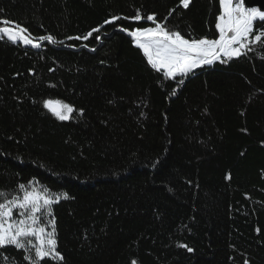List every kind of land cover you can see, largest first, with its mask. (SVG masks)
Here are the masks:
<instances>
[{
    "label": "trees",
    "instance_id": "trees-1",
    "mask_svg": "<svg viewBox=\"0 0 264 264\" xmlns=\"http://www.w3.org/2000/svg\"><path fill=\"white\" fill-rule=\"evenodd\" d=\"M221 14L219 0H0V19L55 39H0V191L68 195L51 205L64 260L42 264H264V44L173 80L126 34L154 15L216 39ZM23 255L0 249V264Z\"/></svg>",
    "mask_w": 264,
    "mask_h": 264
},
{
    "label": "snow or ice",
    "instance_id": "snow-or-ice-1",
    "mask_svg": "<svg viewBox=\"0 0 264 264\" xmlns=\"http://www.w3.org/2000/svg\"><path fill=\"white\" fill-rule=\"evenodd\" d=\"M190 2L191 0H180L184 8ZM219 3L222 14L218 16L215 25L219 32L216 39L185 38L180 31L169 29L166 22H156L154 15L146 17L148 21L154 22V27L121 30L128 31L133 37L135 46L142 50L147 64L153 70L162 73L166 79L175 80L178 76L186 78L195 69L210 66L216 61L226 63L229 59L246 55L253 50V46L264 44V28L256 27L257 24H264V10L247 7L244 0H219ZM171 14L170 11L169 15ZM141 18L139 13L133 17L137 21ZM119 19L120 17L113 16L112 20H106L105 23ZM9 24L13 26L7 27ZM98 31L99 29H93V32ZM91 35L92 32H89L83 39ZM5 36L11 43L21 42L34 48L41 46L35 42L36 39L55 43L52 36L34 38L17 22L0 19V39ZM96 38L99 39L98 36ZM183 82V79L179 80L180 84ZM44 107L61 121L68 120L74 111L72 105L61 101H45ZM18 188L19 194L15 195L0 191V249L11 246L21 250L24 253L23 259L29 264H42L46 258L63 261L64 257L57 250L56 223L51 213V205L61 198L68 199L67 193L54 194L46 188L37 190L24 184H20ZM45 216L50 217L47 222L43 220ZM180 246L187 248L189 252L193 251L186 244ZM3 261L5 264H14L7 256L3 257ZM132 264H136V261H132ZM245 264H248L247 260Z\"/></svg>",
    "mask_w": 264,
    "mask_h": 264
},
{
    "label": "water",
    "instance_id": "water-1",
    "mask_svg": "<svg viewBox=\"0 0 264 264\" xmlns=\"http://www.w3.org/2000/svg\"><path fill=\"white\" fill-rule=\"evenodd\" d=\"M245 6L247 7H257L264 10V0H244ZM39 43V42H38ZM27 47H32L31 45H25Z\"/></svg>",
    "mask_w": 264,
    "mask_h": 264
},
{
    "label": "rangeland",
    "instance_id": "rangeland-1",
    "mask_svg": "<svg viewBox=\"0 0 264 264\" xmlns=\"http://www.w3.org/2000/svg\"><path fill=\"white\" fill-rule=\"evenodd\" d=\"M7 27H12L11 25H6ZM126 34L127 35H129L128 34V32H126ZM130 36V35H129ZM131 37V36H130ZM5 38L7 39V37L5 36ZM132 39H133V37H132ZM36 42V41H35ZM133 42H134V44H135V41H134V39H133ZM18 43H20V44H22V45H25V44H23V43H21V42H18ZM141 50V49H140ZM141 52H142V50H141ZM143 53V52H142Z\"/></svg>",
    "mask_w": 264,
    "mask_h": 264
}]
</instances>
